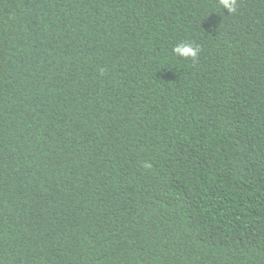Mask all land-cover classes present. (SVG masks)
<instances>
[{
  "label": "trees",
  "instance_id": "16d2710c",
  "mask_svg": "<svg viewBox=\"0 0 264 264\" xmlns=\"http://www.w3.org/2000/svg\"><path fill=\"white\" fill-rule=\"evenodd\" d=\"M0 264H264V0H0Z\"/></svg>",
  "mask_w": 264,
  "mask_h": 264
},
{
  "label": "clouds",
  "instance_id": "9594fccd",
  "mask_svg": "<svg viewBox=\"0 0 264 264\" xmlns=\"http://www.w3.org/2000/svg\"><path fill=\"white\" fill-rule=\"evenodd\" d=\"M222 9H227L229 13H234L237 8V0H219ZM173 52L178 57L196 59L199 53V47L194 46L192 43L180 42L174 46Z\"/></svg>",
  "mask_w": 264,
  "mask_h": 264
}]
</instances>
